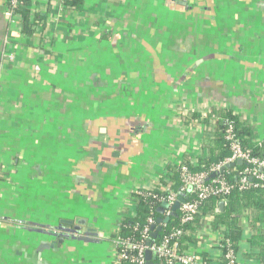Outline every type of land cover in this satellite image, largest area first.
I'll return each instance as SVG.
<instances>
[{
  "label": "crops",
  "instance_id": "crops-1",
  "mask_svg": "<svg viewBox=\"0 0 264 264\" xmlns=\"http://www.w3.org/2000/svg\"><path fill=\"white\" fill-rule=\"evenodd\" d=\"M6 7L0 264H118L135 194L208 153L191 112L231 109L264 143V0H32L31 34ZM257 232L246 221L237 264H263ZM225 233L211 215L194 225L198 264H222Z\"/></svg>",
  "mask_w": 264,
  "mask_h": 264
},
{
  "label": "trees",
  "instance_id": "trees-1",
  "mask_svg": "<svg viewBox=\"0 0 264 264\" xmlns=\"http://www.w3.org/2000/svg\"><path fill=\"white\" fill-rule=\"evenodd\" d=\"M31 1L25 0V8L16 11L24 23V32L29 34L33 31V23L30 21L31 14L29 11ZM64 3L68 7L79 9L84 4V0H64ZM185 119L188 121H202L206 132L212 139L207 146L208 153L206 156L200 157L197 164L185 161L183 165L188 167L193 173H208L209 183L217 178H224L234 186V189L227 196H212L202 202L195 223L183 226L184 231L190 232V234L182 236L180 239V247H182L183 251L189 249L188 244L193 242L191 231L194 229V225L206 215H211L215 218V222L218 225H224L226 227L224 242L221 245L223 254L226 255L230 250L236 253L238 245L242 240L243 226L247 221L252 230H260L259 233L257 232L250 239V244L253 250L258 251L256 258L264 264V229H260L264 225V187L259 184L255 177H249L250 187L243 190L239 188L240 175L247 167L244 163L242 165L234 163V166L226 168L223 171L213 172L216 167L226 163L231 157V150L225 138L229 123L233 125L242 148L250 152L253 157L263 161L264 143H256L252 125L231 109L209 110L204 115L199 112H191ZM168 171L174 182L172 188L180 191L183 186L181 165L172 166ZM141 192L143 194H139V192L135 194L138 207L137 216L135 218L125 219L121 223L117 237L131 239L135 242L144 241L146 243L147 239L143 240L140 234L148 226V220L152 218L158 226L162 224V226H159L162 227V231L158 233L157 238H151L150 241L152 243H159L163 235H169L174 230L182 227L178 211L177 216H171L168 223H158L159 218L163 220L167 218L165 213L160 214L158 212L162 206L160 198L163 193L161 188L144 189ZM181 196L185 201L194 198L187 193H182ZM221 204L224 205V210L222 211H220ZM156 229L154 233L157 231ZM136 254L137 252H130L129 255L131 257L122 259L119 263L136 264L132 261ZM157 260L155 261L157 264H162ZM222 264H228L225 256Z\"/></svg>",
  "mask_w": 264,
  "mask_h": 264
},
{
  "label": "built area",
  "instance_id": "built-area-1",
  "mask_svg": "<svg viewBox=\"0 0 264 264\" xmlns=\"http://www.w3.org/2000/svg\"><path fill=\"white\" fill-rule=\"evenodd\" d=\"M25 6V0H7L5 16L10 20L19 19L20 16L16 11L25 8ZM10 58L13 59L12 56ZM225 138L231 150V157L226 163L216 167L213 172L220 171L223 166L241 160L247 167L240 175L239 188L243 190L250 187L249 177H255L259 184L264 187V161L253 157L250 152L242 148L231 123H229ZM181 172L183 186L180 191L174 190L172 188L173 185L167 180L164 184H161L163 194L160 199L162 204L167 203L169 205L166 208L167 211L165 210L164 213L167 218H170L173 213L172 207L182 193H187L191 197H194L193 199L184 201L178 210L182 227L174 230L169 235H163L159 243H152L150 240L154 230L162 226V224L158 226L150 218L148 226L140 234L143 240L147 239L146 243L144 241L135 242L131 239L116 237L114 243L118 264H120L119 262L122 259L130 258V252H137L134 259H132L134 263L146 264L145 253L148 250L153 252L156 255V260L158 259L157 261L162 264H198L197 256L193 251H183L182 247H180L182 236L190 234V232L184 231L183 226L195 223L203 201L212 196H227L233 191L234 186L224 178H217L209 183L208 173H193L185 165H181ZM138 192L139 194H143L141 191ZM153 227H155L154 230H152ZM224 256L228 260V264H237L236 253L234 251L230 250Z\"/></svg>",
  "mask_w": 264,
  "mask_h": 264
},
{
  "label": "water",
  "instance_id": "water-1",
  "mask_svg": "<svg viewBox=\"0 0 264 264\" xmlns=\"http://www.w3.org/2000/svg\"><path fill=\"white\" fill-rule=\"evenodd\" d=\"M235 164L237 165H242L243 162L241 160L237 161ZM234 163H231V164H227L225 166H223L221 168V170H225L226 168H229L231 166H234L235 165ZM184 198L181 196L179 197L178 201L174 204V206L172 207V210H173V213H172V216L175 217L177 216V211L179 210L180 206L184 203ZM168 204L167 203H163L162 206L159 208L158 212L160 214H163L164 213V210L166 208H168ZM223 204L220 205V210L223 208ZM170 220V218H166V219H162V218H159L158 219V223H161V222H165V223H168ZM155 227L152 228V230H154ZM157 231L155 233L152 234V238L155 239L158 237V233L162 231V227H158L156 229ZM145 259H146V264H155L154 262L156 261V255L151 252L150 250L146 251L145 253Z\"/></svg>",
  "mask_w": 264,
  "mask_h": 264
}]
</instances>
